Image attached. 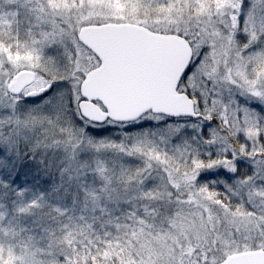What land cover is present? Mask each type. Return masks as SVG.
Returning a JSON list of instances; mask_svg holds the SVG:
<instances>
[{
	"label": "snow or ice",
	"instance_id": "1",
	"mask_svg": "<svg viewBox=\"0 0 264 264\" xmlns=\"http://www.w3.org/2000/svg\"><path fill=\"white\" fill-rule=\"evenodd\" d=\"M0 264H264V0H0Z\"/></svg>",
	"mask_w": 264,
	"mask_h": 264
}]
</instances>
